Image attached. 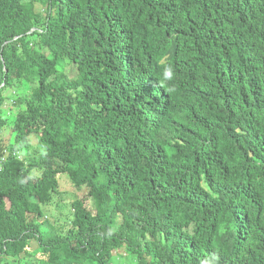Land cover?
<instances>
[{
	"label": "trees",
	"instance_id": "trees-1",
	"mask_svg": "<svg viewBox=\"0 0 264 264\" xmlns=\"http://www.w3.org/2000/svg\"><path fill=\"white\" fill-rule=\"evenodd\" d=\"M251 109L261 124L264 0H0V262L199 264L216 230L219 257L264 264L262 158L232 133Z\"/></svg>",
	"mask_w": 264,
	"mask_h": 264
},
{
	"label": "clouds",
	"instance_id": "clouds-1",
	"mask_svg": "<svg viewBox=\"0 0 264 264\" xmlns=\"http://www.w3.org/2000/svg\"><path fill=\"white\" fill-rule=\"evenodd\" d=\"M180 35L184 36L185 34ZM183 41L185 44V49L188 50V58L190 59L192 65H194L196 68L204 70L207 62L206 56L197 48H189V46H186L187 41ZM154 54V56L150 55V63L152 66L155 69L169 72L170 76V72H173V69L171 68V65L167 64L168 55L165 52L163 44L160 43V45H158ZM152 58H155L156 62H154ZM137 72L142 79L147 78L150 81L154 78L152 69L143 61L140 62ZM166 76H168V74H166ZM259 115L260 111L253 109L249 110L246 115H241V117L234 121L232 133L235 139H238L243 143L247 138L253 142L255 150L260 155V158H262L258 163H256V167L258 169H262L264 168V116L262 123L260 124L258 120ZM23 152L29 153L28 151ZM30 156L32 155L30 154ZM220 194L225 198H228L230 192L225 190L220 192ZM261 200H264V188L261 189V194L256 196V206ZM238 220L240 221V215H238ZM192 246L196 249L198 247V251L204 255H212L211 257L202 259L199 264H236L235 262L240 256V253L227 252L219 257L225 247V243L223 241L222 235L216 230H212V233L205 238L196 239Z\"/></svg>",
	"mask_w": 264,
	"mask_h": 264
},
{
	"label": "rangeland",
	"instance_id": "rangeland-1",
	"mask_svg": "<svg viewBox=\"0 0 264 264\" xmlns=\"http://www.w3.org/2000/svg\"><path fill=\"white\" fill-rule=\"evenodd\" d=\"M1 114L4 117H7V116L12 117L13 111L12 109L9 108L8 103H6L4 107L1 109ZM11 140H12L11 127L8 126L5 129H3V131L1 132L0 141L2 144L5 145L8 141H11ZM24 148H26V151H28L33 157L38 156L43 151V149L39 147L37 140L35 138H31L29 145H27ZM20 156L23 157L24 153L21 152ZM58 181H59V189L61 193H63L64 197L65 198L71 197L72 191H71V186H70L68 179H66L65 177H60ZM59 197H60L59 195L55 197L53 204L45 206L44 209H51L52 214L56 216V219L58 222L57 226L59 225L67 226L69 222L68 219L70 217L69 203L61 202L59 200ZM122 253H123V250H121V254ZM0 264H3V263L0 262Z\"/></svg>",
	"mask_w": 264,
	"mask_h": 264
}]
</instances>
